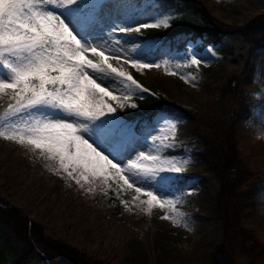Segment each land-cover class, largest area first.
I'll return each instance as SVG.
<instances>
[{
  "label": "rangeland",
  "instance_id": "obj_1",
  "mask_svg": "<svg viewBox=\"0 0 264 264\" xmlns=\"http://www.w3.org/2000/svg\"><path fill=\"white\" fill-rule=\"evenodd\" d=\"M199 1L219 25L234 33L257 21L256 17L257 24L264 21V0ZM100 2L106 5L103 13L109 22L124 15L115 0ZM101 34L121 55H139L141 43L145 53L158 45V41H142L132 33L119 34L118 38L105 29ZM198 43L190 42L187 51L179 54V69L170 65L184 76H194L192 82H185L180 75H168L162 67L136 70L122 65L149 93L194 112L193 120L179 122L176 132L175 143L186 154L170 156L190 157L185 172L178 174L190 176L187 194L173 190L172 196L165 197L177 199L176 211L185 214L187 226L162 219L167 213L159 207H153L151 212L146 205L138 207L139 201L133 199L137 195L134 188L118 189L110 181V186L102 191L98 182L89 192V185L81 188L64 174L58 175L56 167L38 153L3 138L0 204L29 226L43 230L52 241L60 240L107 264H223L214 255L223 240V226L216 211L223 172L217 173L213 153L226 139L231 125L245 158L233 185L241 196L242 192L248 196L243 195L246 200H240L245 208L243 223L264 244V190L255 194L251 184L252 175L256 177L264 171V128H254L249 120L236 123L231 102L241 90L255 99L263 96L264 73L252 68L245 72L248 46L237 36L225 38L216 48L199 49ZM193 52L201 58L198 67L186 66L185 57L190 59ZM7 102V98L0 99V112ZM132 102L137 105L135 109H117V116L131 127L134 148L154 152L158 142L153 136L161 134L158 129L163 125L158 124L153 135L148 134L153 131L151 128L141 136L132 122L142 108L134 99ZM198 151H202V162L195 155ZM161 154L168 155L163 151ZM236 260L237 264H256L250 263L245 252H238ZM12 262L10 257L7 264Z\"/></svg>",
  "mask_w": 264,
  "mask_h": 264
},
{
  "label": "snow or ice",
  "instance_id": "obj_2",
  "mask_svg": "<svg viewBox=\"0 0 264 264\" xmlns=\"http://www.w3.org/2000/svg\"><path fill=\"white\" fill-rule=\"evenodd\" d=\"M117 6L127 5L117 0ZM104 7L100 0H0V99L8 101L0 112V138L38 153L58 175L81 188L89 185V192L98 182L102 191L110 181L118 189L134 188L138 207L146 205L148 212L159 207L167 213L162 219L187 226L185 214L176 211L177 199L165 197L183 190L178 174L190 157L161 154L178 149L179 118L159 114L161 134L153 136L158 143L154 152H146L132 146L131 127L117 116V109L137 107L132 102L137 92H148L122 65L142 70L159 69L161 63L146 59L143 43L137 56L118 54L101 34L107 29L119 38L168 28L170 18L146 23L122 15L109 22ZM185 61L186 66L201 64L194 52ZM164 71L185 82L195 80L167 63ZM151 128L149 135L157 124Z\"/></svg>",
  "mask_w": 264,
  "mask_h": 264
},
{
  "label": "trees",
  "instance_id": "obj_3",
  "mask_svg": "<svg viewBox=\"0 0 264 264\" xmlns=\"http://www.w3.org/2000/svg\"><path fill=\"white\" fill-rule=\"evenodd\" d=\"M115 2L117 4V0ZM124 3L127 6L119 9L124 15L134 18L135 22L154 23L156 19L170 18L168 28L143 29L139 34L132 32L143 41H159L147 53L146 59L161 63L162 68L165 63L171 66L179 64L178 55L187 50L189 42L201 40L199 49H203L222 44L226 37L237 36L248 46L245 72L255 67L264 73V21L257 24L259 17H256L257 21L250 22L234 33L219 25L199 0H124ZM133 99L142 108L140 115L132 122L141 136L151 129L152 124L158 125L160 112L179 118V122L193 120L192 110L170 103L162 96L138 92ZM231 102L235 106L233 113L236 123L251 119L256 126L264 127V94L254 99L241 90ZM229 128L226 139L221 145H217L213 153L217 173L223 172L216 204L223 226V240L215 249L214 255L223 264H237L236 254L245 252L250 263L264 264V244L243 223L242 214L245 208L244 202L241 206L240 200L245 201L243 195L246 194L242 192L241 196L237 187L233 186L245 158L232 126ZM184 152L179 149L164 153L179 155ZM196 155L201 162L204 161L202 152H197ZM263 176L264 171L251 177L255 194L264 190ZM187 179V176H182L180 187L183 190L178 191L179 193L186 192ZM33 228L34 226L16 218L0 204V264H7L10 257L13 258L12 264H33L34 261L40 264H107L60 240L52 241L43 230ZM30 253L36 254L29 255Z\"/></svg>",
  "mask_w": 264,
  "mask_h": 264
}]
</instances>
